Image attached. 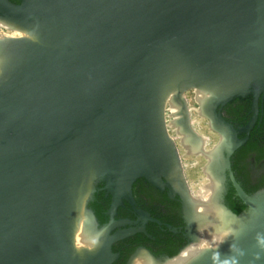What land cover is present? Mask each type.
<instances>
[{"label": "water", "instance_id": "obj_1", "mask_svg": "<svg viewBox=\"0 0 264 264\" xmlns=\"http://www.w3.org/2000/svg\"><path fill=\"white\" fill-rule=\"evenodd\" d=\"M0 23L23 33L0 37V264H111L112 243L137 230L77 245L79 232L105 231L87 207L94 183L106 182L114 215L122 198L136 204L138 178L162 182L167 144L179 156L166 108L177 109L178 133L182 119L194 132L190 89L223 135L247 209L225 204L218 147L202 150L212 194L193 197L187 185L190 245L202 227L219 243L183 264H264V190L250 195L236 181L230 156L241 143L226 142L214 116L235 97L253 94L257 105L264 94V0H0Z\"/></svg>", "mask_w": 264, "mask_h": 264}, {"label": "flooded vegetation", "instance_id": "obj_2", "mask_svg": "<svg viewBox=\"0 0 264 264\" xmlns=\"http://www.w3.org/2000/svg\"><path fill=\"white\" fill-rule=\"evenodd\" d=\"M13 2L19 3L21 0ZM214 110L216 123L224 128V132L228 135L226 142L241 143L230 156L231 171L236 181L250 195L264 190V94L259 97L257 105L254 95L249 94L245 97H235L224 105H218ZM166 115L167 112H165V117ZM189 117V124L195 133L187 129L188 124L182 119L181 128L186 134L184 139L190 136L198 143L199 148L196 151L200 154V151H206L205 137L193 128L190 109ZM207 119L210 124V119ZM166 123L169 135L174 139L178 148L179 156L167 144L160 169L162 182L147 177L138 178L132 188L136 204L133 205L127 199L122 198V204L118 205L114 215L112 213L114 195L108 191L104 180H96L95 189L87 199V207L94 213L98 228L105 229L98 238L93 237V240H88L89 248L95 247L99 242L105 241L108 236H114L118 232L137 230L112 243V252L115 257L111 264H130L133 255L144 252L148 255L151 253L160 259L174 257L192 242L193 235L189 230L186 208L188 183L186 184L184 179V166L179 145L171 134L172 123H169L167 118ZM212 130L219 135V140L208 153L218 147L215 154H218L219 166L216 170L221 176H225V204L234 212V206H245L247 209L237 193L230 170L225 167L223 155L226 156L227 153L223 147H219L223 135ZM137 209L145 211L154 220H145ZM143 227L145 230H140ZM107 229H110V232ZM79 234L82 233L79 232ZM198 234H201V231ZM78 235L77 245L81 246V238Z\"/></svg>", "mask_w": 264, "mask_h": 264}, {"label": "rangeland", "instance_id": "obj_3", "mask_svg": "<svg viewBox=\"0 0 264 264\" xmlns=\"http://www.w3.org/2000/svg\"><path fill=\"white\" fill-rule=\"evenodd\" d=\"M1 32L6 35L13 34V31L7 28L1 29ZM184 96L187 101V105L190 109L191 121L194 118H196L201 123L200 126L203 132L201 133L197 131L194 126L193 128L201 135H203L204 133L207 137H210L211 145L213 148L214 145L218 143L219 135L211 129L208 119L200 115V113L197 111L200 105L199 102L196 100V89H190L184 94ZM166 112H167L166 118L168 119L169 123H172L175 117L174 115H171V113L173 112L171 110L170 103L167 105ZM171 134L179 145L182 162L184 166L185 180L189 185L191 193L195 197H197L198 194L196 189L198 190L201 187V185L209 183V178H208L209 176H207L208 174L204 172V168L208 164L207 159H205L206 157L204 158V156L202 155L200 156L199 154L189 153L188 151L189 149H187V147L184 145L182 141L184 136L181 133H178L177 127H171ZM201 178H203V180Z\"/></svg>", "mask_w": 264, "mask_h": 264}, {"label": "bare ground", "instance_id": "obj_4", "mask_svg": "<svg viewBox=\"0 0 264 264\" xmlns=\"http://www.w3.org/2000/svg\"><path fill=\"white\" fill-rule=\"evenodd\" d=\"M3 28H7V29L13 31V34L12 35H6V34L2 33L1 29H3ZM21 35H23V33L21 31H19L17 29H12L10 26H7V25L0 23V37H6V36L18 37ZM171 110L173 113L177 111V109H174V108H171ZM197 111L199 112V110H197ZM174 117L177 118L178 115H174ZM200 124L201 123L196 118H194L192 120V125L195 127V129L202 133L203 131H202ZM203 136L205 137V141H204L205 143L203 142L205 145V150L208 152V151H210V149H212L211 139H210V137H207L204 133H203ZM203 154L204 153L201 152L199 155L200 156L202 155L205 158V154L204 155ZM205 159H207V163L210 161L209 157H207V156ZM206 174H208V173H206ZM207 176H209V174ZM208 178H209V183L201 185V187L198 190L196 189L197 194H198L197 198H202L205 201L209 200L211 197V194H212V190L210 188L212 185V182H211L210 176ZM201 179L203 180V178H201ZM81 235L82 234H79L78 237L80 236L79 238L82 237V238H87V240H93V236L91 234H87L84 237ZM218 243H219L218 237L215 234L207 236L204 228L202 227L201 228L200 241L199 242H193L185 250H183L182 253L179 256H177L176 258L169 260V261H166V262H159V261L154 260L152 257H150L147 253L144 252V253H140L137 256V259L135 260V264H183L185 261H187L193 255L197 254L200 250L205 249V248L216 247V246H218Z\"/></svg>", "mask_w": 264, "mask_h": 264}, {"label": "trees", "instance_id": "obj_5", "mask_svg": "<svg viewBox=\"0 0 264 264\" xmlns=\"http://www.w3.org/2000/svg\"><path fill=\"white\" fill-rule=\"evenodd\" d=\"M13 1H18V0H13ZM234 210L237 214H240L242 211L246 210V207H238V206H234Z\"/></svg>", "mask_w": 264, "mask_h": 264}]
</instances>
